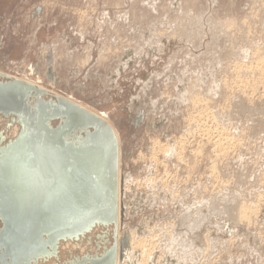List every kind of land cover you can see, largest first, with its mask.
<instances>
[{
  "label": "rangeland",
  "instance_id": "374dc122",
  "mask_svg": "<svg viewBox=\"0 0 264 264\" xmlns=\"http://www.w3.org/2000/svg\"><path fill=\"white\" fill-rule=\"evenodd\" d=\"M0 72L111 125L131 179L116 264L144 231L147 264H264V0H0ZM7 122L6 142L20 130ZM84 238L58 261L94 254Z\"/></svg>",
  "mask_w": 264,
  "mask_h": 264
},
{
  "label": "water",
  "instance_id": "95a60500",
  "mask_svg": "<svg viewBox=\"0 0 264 264\" xmlns=\"http://www.w3.org/2000/svg\"><path fill=\"white\" fill-rule=\"evenodd\" d=\"M42 96L47 90L0 72V115L11 119L7 127H20L7 142L0 132V264L57 258L59 242L80 241L96 227H112V240L100 257L84 256L80 263L116 264L117 137L104 118L81 105ZM77 130L79 141L69 142ZM127 244V238L120 242L121 261Z\"/></svg>",
  "mask_w": 264,
  "mask_h": 264
},
{
  "label": "bare ground",
  "instance_id": "6f19581e",
  "mask_svg": "<svg viewBox=\"0 0 264 264\" xmlns=\"http://www.w3.org/2000/svg\"><path fill=\"white\" fill-rule=\"evenodd\" d=\"M85 64V63H84ZM182 96V99H183V97H184V95H181ZM181 101V100H180ZM195 102V101H194ZM193 106V105H192ZM16 130L13 132V134L11 135V137H14L15 136V134H16ZM228 140V139H227ZM164 146V145H163ZM163 146L162 145H160L158 142H156L155 143V147L153 146V148H157L159 151H161L162 152V154H164V155H168L169 153H171V155H172V153H174L173 151H175V147H174V149L173 148H170L169 146V148H166V146H164V148H163ZM171 147H173V146H171ZM158 151V152H159ZM175 156H176V158L177 159H179L180 160V156H181V154H180V152H175ZM169 157H171V156H169ZM118 172H119V168H118ZM212 172H214L213 170H212ZM127 180H124V181H118V184H120L119 186H120V189H119V191H120V195L121 196H125L126 195V192H127V190L128 189H130V187H131V183H129L130 181H131V179L127 176V177H125ZM151 180H149L148 182H150ZM147 182V183H148ZM129 183V184H128ZM122 184H123V186H122ZM150 186V185H149ZM153 186V184L151 185V187ZM156 186V185H155ZM154 188V187H153ZM155 200L156 199H154V202H155ZM137 201V200H136ZM139 201V200H138ZM137 203V202H136ZM118 207H119V209H118V217L122 214L121 212H120V208H122L121 207V198L120 197H118ZM132 204V203H131ZM242 206H244L243 204H242ZM246 206V205H245ZM245 206L243 207V208H245ZM131 207H133L132 205H131ZM242 207L240 208V210L238 211L239 213V215L238 214H236V215H238L239 216V220H241L242 221V219H243V217H245L246 215H245V210L243 209ZM256 208V207H255ZM122 210V209H121ZM247 210V209H246ZM255 211V210H254ZM194 213V214H193ZM199 215V212L197 213V212H189L188 213V221H187V224H188V230H192V229H194L196 226H194L193 224H194V216L195 217H197L196 215ZM185 216V215H184ZM248 217V216H247ZM249 218V217H248ZM196 219V218H195ZM238 219V218H237ZM245 219V218H244ZM197 220V219H196ZM246 220V219H245ZM189 222V223H188ZM199 223V222H198ZM186 224V225H187ZM196 225V224H195ZM184 227H186L185 225H184ZM139 229V228H138ZM106 230V229H105ZM154 232V231H153ZM175 232V233H174ZM176 232L177 231H175V230H173V233H174V235L176 234ZM192 232V231H191ZM143 234V233H142ZM144 234H146V235H144V236H140V235H137L135 232H133V233H130L129 234V243H128V251H126L125 253H124V255H123V257H124V260H127L124 264H147L148 262H150L151 260H152V257L154 258L155 257V255L157 254L156 252H157V250H156V248H155V246H154V240H156V238L157 237H154V236H152L153 234H152V232H149V231H144ZM188 234V233H187ZM196 234V233H195ZM188 235H191L192 236V234L191 233H189ZM169 236H171L172 237V235H169ZM168 236V237H169ZM186 236V235H185ZM193 237V236H192ZM191 237V238H192ZM187 238V237H186ZM158 239V238H157ZM190 239V238H189ZM193 239V238H192ZM198 239V238H197ZM173 241L171 242V244H173V246L175 245H178V242L177 241H179L180 240V238H178V236H173V239H172ZM191 242H192V240H190ZM170 243V242H169ZM183 243V242H182ZM164 244V243H163ZM179 244H180V241H179ZM197 247V246H196ZM158 248V247H157ZM179 248V247H178ZM136 251H140V260H138V261H140V262H135L134 260H132L131 262L132 263H130V262H128V261H130V259H132V258H130V256H138V255H136L137 253H136ZM167 251L168 252H171V250H170V248L169 249H167ZM183 252H186V250H184L183 249ZM139 253V252H138ZM172 253H175V252H172ZM174 256V255H173ZM134 259V258H133ZM137 261V260H136ZM117 262V261H116ZM119 262H120V260H119ZM123 264V263H122Z\"/></svg>",
  "mask_w": 264,
  "mask_h": 264
},
{
  "label": "flooded vegetation",
  "instance_id": "af4514ba",
  "mask_svg": "<svg viewBox=\"0 0 264 264\" xmlns=\"http://www.w3.org/2000/svg\"><path fill=\"white\" fill-rule=\"evenodd\" d=\"M42 99L43 100H45V101H49V100H53L54 98L53 97H51L50 95L49 96H42ZM36 100V99H35ZM1 116V115H0ZM3 117V116H2ZM4 119H6V120H9V122L8 123H11V119H8V118H5V117H3ZM53 126L54 127H56V126H58L59 124H60V122L59 121H54L53 123ZM18 132H19V130H17V132H16V134H15V136L14 137H16L17 136V134H18ZM81 133V130H77V131H72V132H70L69 134H68V136H67V140L69 141V142H72V143H76V142H78L79 141V137H80V135L82 134H80ZM14 137H12V138H14ZM112 233H113V229L112 230H109V229H106V230H104V229H102L101 231H100V233L99 234H97V236L95 237V240H94V244H95V247H96V252L94 253V254H92V255H90V254H86V255H84V256H87L89 259H93V258H95V257H100V255L102 254V252L104 251V246H105V242L107 241V240H110V238L112 237ZM59 245H60V242L58 243V245H57V258L59 257V255H58V251H59ZM99 247V248H98ZM98 248V249H97ZM97 251H100V252H97ZM84 256H82L81 258H79L78 256L77 257H74V258H72V259H68L65 263H68V262H71V264H81L80 262L83 260L82 258L84 257ZM82 259V260H81ZM46 260V259H45ZM39 261V260H38ZM38 261H33V262H31V263H28V264H37L38 263ZM103 264H109V261L107 260V261H105V262H103Z\"/></svg>",
  "mask_w": 264,
  "mask_h": 264
},
{
  "label": "built area",
  "instance_id": "2783aa9c",
  "mask_svg": "<svg viewBox=\"0 0 264 264\" xmlns=\"http://www.w3.org/2000/svg\"><path fill=\"white\" fill-rule=\"evenodd\" d=\"M8 122H9V120H8ZM8 122H7V124H8ZM15 138V137H14ZM14 138H12V139H14ZM11 140V139H10ZM100 228H103V227H96V228H94V229H97V230H99V231H101L102 229H100ZM93 229V230H94ZM105 229V228H104ZM92 230V231H93ZM95 236H97V234H92L91 235V233H89V234H87L86 235V239H85V241H86V244L90 247V251H92V249H94V251H95V248H93V246H95V244H94V240H95ZM65 242H67V243H70V244H75L76 246V248H79L80 247V245L81 244H79V241H69V240H67V241H65ZM84 242V241H83ZM61 243V242H60ZM58 255H59V257L58 258H50V259H42V260H39L38 261V263L37 264H65V262L66 261H64L63 260V262L61 263V262H59L58 260H59V258H60V255H63V250H62V252H61V254H60V249H59V251H58ZM78 255H76V256H74V257H77ZM78 257H80V256H78ZM65 259V258H64ZM52 261V262H51ZM51 262V263H50Z\"/></svg>",
  "mask_w": 264,
  "mask_h": 264
}]
</instances>
